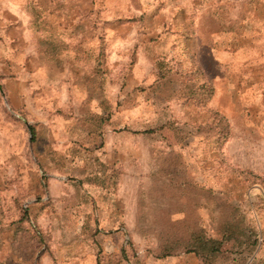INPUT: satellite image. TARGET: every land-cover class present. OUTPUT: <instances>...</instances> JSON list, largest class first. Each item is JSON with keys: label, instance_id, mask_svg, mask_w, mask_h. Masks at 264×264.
Wrapping results in <instances>:
<instances>
[{"label": "rangeland", "instance_id": "374dc122", "mask_svg": "<svg viewBox=\"0 0 264 264\" xmlns=\"http://www.w3.org/2000/svg\"><path fill=\"white\" fill-rule=\"evenodd\" d=\"M74 257L264 264V0H0V264Z\"/></svg>", "mask_w": 264, "mask_h": 264}, {"label": "trees", "instance_id": "16d2710c", "mask_svg": "<svg viewBox=\"0 0 264 264\" xmlns=\"http://www.w3.org/2000/svg\"><path fill=\"white\" fill-rule=\"evenodd\" d=\"M201 88L203 89L202 94H204L205 97H206L205 98V102H206V101H208L212 97V95H213V89H212L211 86L209 87V86H206V85H203V84H202ZM222 120L225 123V128H227L226 120L224 118ZM144 132H150V130H144ZM199 239H200V236H194L193 237L194 243L196 244L199 241ZM188 250H190V248Z\"/></svg>", "mask_w": 264, "mask_h": 264}, {"label": "crops", "instance_id": "0c3cea01", "mask_svg": "<svg viewBox=\"0 0 264 264\" xmlns=\"http://www.w3.org/2000/svg\"><path fill=\"white\" fill-rule=\"evenodd\" d=\"M73 261L74 262H71V263H74V264H96V261L94 260V258H87L86 261H83V259L80 257H74Z\"/></svg>", "mask_w": 264, "mask_h": 264}]
</instances>
